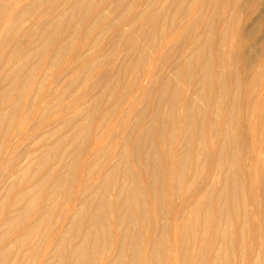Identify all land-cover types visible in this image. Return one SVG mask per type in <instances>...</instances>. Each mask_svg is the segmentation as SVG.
I'll return each instance as SVG.
<instances>
[{
  "label": "rangeland",
  "instance_id": "1",
  "mask_svg": "<svg viewBox=\"0 0 264 264\" xmlns=\"http://www.w3.org/2000/svg\"><path fill=\"white\" fill-rule=\"evenodd\" d=\"M0 264H264V0H0Z\"/></svg>",
  "mask_w": 264,
  "mask_h": 264
},
{
  "label": "bare ground",
  "instance_id": "2",
  "mask_svg": "<svg viewBox=\"0 0 264 264\" xmlns=\"http://www.w3.org/2000/svg\"><path fill=\"white\" fill-rule=\"evenodd\" d=\"M208 62V61H207ZM175 94V93H174ZM175 97V96H174ZM171 107V106H170ZM192 108V107H191ZM161 117V116H160ZM158 121H160V120H158ZM162 121V120H161ZM160 121V123H161V125H163V123ZM162 128H164V126L162 127ZM161 129V128H160ZM150 130V129H149ZM161 131V130H160ZM163 131V130H162ZM162 131H161V133H162ZM160 133V132H159ZM161 133H160V135H161ZM159 135V134H158ZM172 135V134H171ZM169 136V135H168ZM171 137V136H170ZM170 139V138H169ZM173 140V139H172ZM163 141V140H162ZM170 142V141H169ZM152 146V145H151ZM151 148H153V147H151ZM147 150V149H146ZM152 150H154V148L152 149ZM155 151V150H154ZM157 153V152H156ZM155 153V154H156ZM148 154V153H147ZM154 154V155H155ZM153 155V156H154ZM156 156V155H155ZM169 158H170V156H169ZM144 160H145V158H144ZM143 160V162H145V161H147V160H145L144 161ZM122 189V188H121ZM133 189V188H132ZM128 193V192H127ZM130 194V193H129ZM118 196V195H117ZM163 198V197H162ZM133 199V198H132ZM128 200V199H127ZM134 201V200H133ZM116 202V201H115ZM126 202V201H125ZM138 202V201H137ZM124 205H125V203H124ZM126 206H127V204H126ZM128 207V206H127ZM129 209H130V211L132 210L130 207H128ZM136 208V207H135ZM99 209H100V207H99ZM97 211V210H96ZM129 212V211H128ZM132 212V211H131ZM145 212V211H144ZM128 215H129V213H128ZM106 217V216H105ZM105 219V218H104ZM101 223V222H100ZM95 224V223H94ZM101 230V229H100ZM109 230V229H108ZM111 232V231H110ZM88 234V233H87ZM89 236V235H88ZM109 236V235H108ZM90 237V236H89ZM96 239V238H95ZM109 239V238H108ZM112 239V238H111ZM110 240V239H109ZM111 241V240H110ZM112 242V241H111ZM109 243V242H108ZM113 243V242H112ZM177 246V245H176ZM175 246V247H176ZM86 250V249H85ZM176 250V249H175ZM134 257V256H133ZM81 260V259H80ZM84 262V261H83ZM101 262V261H100Z\"/></svg>",
  "mask_w": 264,
  "mask_h": 264
}]
</instances>
